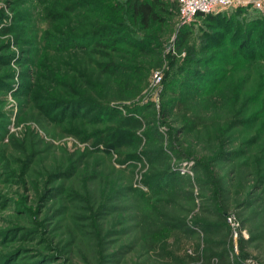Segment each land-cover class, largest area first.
Returning <instances> with one entry per match:
<instances>
[{"label": "rangeland", "instance_id": "1", "mask_svg": "<svg viewBox=\"0 0 264 264\" xmlns=\"http://www.w3.org/2000/svg\"><path fill=\"white\" fill-rule=\"evenodd\" d=\"M116 1L0 0V264H205L195 251L210 237L236 262L264 263V139L203 129L264 98V64L179 111L172 91L190 75L207 85L220 31L183 23L180 0L145 29ZM261 1L250 16H264ZM108 6L121 43L94 46Z\"/></svg>", "mask_w": 264, "mask_h": 264}, {"label": "trees", "instance_id": "2", "mask_svg": "<svg viewBox=\"0 0 264 264\" xmlns=\"http://www.w3.org/2000/svg\"><path fill=\"white\" fill-rule=\"evenodd\" d=\"M116 2L117 5L121 3L120 0H117ZM127 3L128 12L132 16V19L138 22L142 28L150 29L153 23L164 19L161 15V11H166L164 0H127ZM46 6L48 8L47 12L50 13V19H55L57 14L55 13L56 10H54V3L49 1ZM101 6L105 7L106 5L103 2H100V7ZM230 10L219 13L200 12L197 14L196 19L201 18L206 26L220 31V33L214 32L210 34L212 36L211 39L217 40L215 42L218 43V47H221L223 51L220 54L219 59L209 63L210 67L215 68V72L204 76L207 85H201L202 87L198 86L199 84L196 85L197 83H194L195 85H193L191 83L193 75H190V77L186 76L190 79H187V81L184 82L181 91L182 94H180V91H172V94L177 98L179 95L185 96L183 99L175 101L174 106L179 111L184 109L185 104L197 94L212 93L216 91L221 80L223 81L232 75L231 73L239 66L264 64V16H250L249 11L251 8L249 7H241L233 9L232 11ZM51 11L53 12L51 13ZM228 11H230V13ZM112 12L114 11H109L108 6L105 14L94 18L95 21L92 23L93 25L91 27V34H94L96 38L94 46L101 45L105 48H109L112 45L121 43V41H119L120 39L114 37L116 33H112L113 30L111 29V26L119 23L118 16ZM114 48L115 47L113 46L112 49ZM114 65L115 62L113 63L112 61V63L110 62L107 66L112 67ZM188 90H192V93H184ZM256 102V98L252 99V96H248L244 101L240 102L243 104H240L237 101L233 104V107L238 105L239 107L236 110L233 109L227 124L222 127H215L212 123L205 124L203 126L205 135L210 139H223L224 137L228 138L229 136V138H231L234 130L239 128L240 133L242 134V139H248L246 144L253 147L259 142V140L264 139V126L261 124V121L264 119V113L260 108L252 109V106L255 105L264 107V98L262 100L258 99V103ZM195 120H197L195 117L190 120L192 127L197 125ZM239 138L240 135L234 139ZM220 154V151L216 152V159ZM205 161L206 159H200V166H203ZM211 161H214V159H211L210 162ZM261 171L262 170H258L256 174V178L260 181L264 179V173H261ZM226 214V211L221 212V216L218 218V220L221 221L217 223L218 225L223 224L222 221L226 222ZM195 252L197 258L199 260L202 259L205 264H243L231 259L228 248L221 250L216 249V244L211 237L206 241L203 250L200 249V245H198Z\"/></svg>", "mask_w": 264, "mask_h": 264}, {"label": "built area", "instance_id": "3", "mask_svg": "<svg viewBox=\"0 0 264 264\" xmlns=\"http://www.w3.org/2000/svg\"><path fill=\"white\" fill-rule=\"evenodd\" d=\"M262 7L261 0H180V16L183 23H191L196 19L200 12L219 13L222 11L237 9L241 7ZM155 77L160 80L162 76L159 72ZM232 225H237L234 217L228 218ZM237 237V233L235 234Z\"/></svg>", "mask_w": 264, "mask_h": 264}]
</instances>
